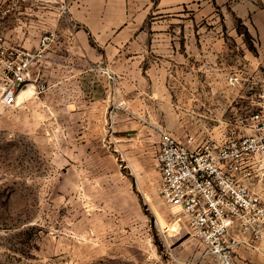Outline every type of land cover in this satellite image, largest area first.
<instances>
[{"label":"rangeland","instance_id":"1","mask_svg":"<svg viewBox=\"0 0 264 264\" xmlns=\"http://www.w3.org/2000/svg\"><path fill=\"white\" fill-rule=\"evenodd\" d=\"M159 16L148 40L195 39L179 27L194 21ZM223 38L214 76L185 78L178 54L194 57L195 49L160 44L156 57L175 58L141 65L155 78L140 79L137 90L106 80L91 95L97 81L73 86L49 74L45 93L29 87L13 107L0 100V264H264V240L229 258L215 254L180 229L181 216L159 193L162 131L220 139L255 109L257 39L241 27ZM203 50L210 70L211 49ZM138 94L156 122L134 126L125 108Z\"/></svg>","mask_w":264,"mask_h":264},{"label":"crops","instance_id":"2","mask_svg":"<svg viewBox=\"0 0 264 264\" xmlns=\"http://www.w3.org/2000/svg\"><path fill=\"white\" fill-rule=\"evenodd\" d=\"M156 15L194 21L179 27L180 31H193L195 39L148 40L145 35L148 37L149 30L154 32ZM240 27L257 39L261 55L255 62L261 69L256 66L252 77L264 81V0H0V36L5 44L33 50L43 35L54 33L56 40L48 53L44 76L50 74L55 81H73V86L79 81L83 86L86 81H97L93 85L97 90L91 95H100L102 81H115L120 87L127 81L137 90L140 79L155 78L153 71L144 72L140 66L156 58L172 59L176 54L167 51L172 55L156 57L154 49L160 44L195 49L194 57L190 53L187 56L186 50L178 54L185 78L214 76L218 74L219 48L229 42L223 35H237ZM206 33L210 37L202 38ZM207 48L211 49L210 63L216 65L210 70L206 63L201 66L203 49ZM192 59L199 63V68L196 70L195 66V71L190 72L185 69H189ZM139 96L131 101V106L138 103V108H125L132 115L134 126L156 122L149 120L150 115L146 118L148 109L145 110L146 104L141 105L145 99Z\"/></svg>","mask_w":264,"mask_h":264},{"label":"built area","instance_id":"3","mask_svg":"<svg viewBox=\"0 0 264 264\" xmlns=\"http://www.w3.org/2000/svg\"><path fill=\"white\" fill-rule=\"evenodd\" d=\"M55 40L54 33H46L36 49L28 50L7 46L0 36L4 106L13 107L24 87L38 94L48 90L42 79ZM254 89L255 109L225 136L187 133L180 139L162 131L155 157L160 196L178 210L180 229L226 258L241 245L254 247L264 240V81Z\"/></svg>","mask_w":264,"mask_h":264},{"label":"bare ground","instance_id":"4","mask_svg":"<svg viewBox=\"0 0 264 264\" xmlns=\"http://www.w3.org/2000/svg\"><path fill=\"white\" fill-rule=\"evenodd\" d=\"M32 92H33L32 88L26 89V90L22 91V93L20 94V98L23 99V98L27 97L28 95H30ZM177 212H178V210H177ZM163 230H164V227H163Z\"/></svg>","mask_w":264,"mask_h":264},{"label":"water","instance_id":"5","mask_svg":"<svg viewBox=\"0 0 264 264\" xmlns=\"http://www.w3.org/2000/svg\"><path fill=\"white\" fill-rule=\"evenodd\" d=\"M27 88H29V86H28V87H24V88H23V91L26 90Z\"/></svg>","mask_w":264,"mask_h":264}]
</instances>
